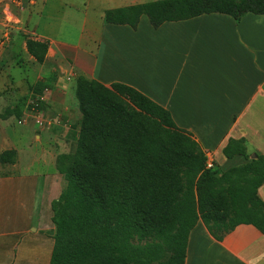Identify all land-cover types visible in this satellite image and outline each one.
<instances>
[{
	"label": "trees",
	"instance_id": "trees-1",
	"mask_svg": "<svg viewBox=\"0 0 264 264\" xmlns=\"http://www.w3.org/2000/svg\"><path fill=\"white\" fill-rule=\"evenodd\" d=\"M212 14L238 24L249 14L264 16V0H158L107 10L104 23L136 31L145 16L158 30ZM25 48L44 64L47 43L27 39ZM43 83L33 88L38 97L47 89ZM75 98V148L55 159L65 185L50 206L49 264H184L199 221L217 242L240 225L264 235V204L257 195L264 158L249 159L243 139L230 141L222 154L246 163L218 172L215 163L207 168L192 135L135 89L79 76ZM16 161V151L0 152V166Z\"/></svg>",
	"mask_w": 264,
	"mask_h": 264
},
{
	"label": "crops",
	"instance_id": "crops-1",
	"mask_svg": "<svg viewBox=\"0 0 264 264\" xmlns=\"http://www.w3.org/2000/svg\"><path fill=\"white\" fill-rule=\"evenodd\" d=\"M45 1H31L29 6H38L41 15ZM139 4L144 3L132 0L124 7ZM84 38L90 44L87 49L60 44L44 34L35 39L48 44L42 67L56 78L47 96L52 113L57 110L66 120L72 118L65 99L75 85L73 70L106 87L114 83L131 87L168 111L218 172L246 163L239 156L231 160L223 156L222 150L232 140L246 142L249 159L264 158V16L249 14L236 24L225 15H203L166 23L158 30L142 16L136 31L104 23L95 37L86 32L79 43ZM25 40L20 41L23 54ZM153 44L160 45V54ZM13 48L0 46V56L6 51L12 55ZM29 132L23 129L11 137L23 148ZM6 136L10 138L5 131L0 135V152L12 149L18 160L15 165L0 166L4 169L0 174V264L17 263V258L21 264L23 257L28 264H49L54 234L48 228L50 206L58 199L46 201L45 197L46 176L52 171L35 176L23 173L36 164L28 160L34 154L28 150L19 160L17 147H3L9 141ZM257 195L264 204V184ZM184 264H264V235L252 226L240 225L217 242L199 221L189 235Z\"/></svg>",
	"mask_w": 264,
	"mask_h": 264
},
{
	"label": "rangeland",
	"instance_id": "rangeland-1",
	"mask_svg": "<svg viewBox=\"0 0 264 264\" xmlns=\"http://www.w3.org/2000/svg\"><path fill=\"white\" fill-rule=\"evenodd\" d=\"M130 1L132 0H120V2L119 0H108V2L107 0H47L44 3V8L41 6L42 12L39 16L38 6L32 8L26 0H0V46L3 49L6 46L9 49L14 47L12 55L6 51L0 56V135L4 134V131L8 133L10 138L7 136L6 138H9V141L3 144V147H17L21 156L19 160H22L23 152L29 150L34 154L28 160L36 164L34 167H29L28 170H23V173L35 176L39 173L42 175L52 171L46 176L48 178L46 201L58 198L65 185L62 176L55 170V159L59 154L70 153L75 148V134L78 131V103L75 98V88L76 79L81 75L76 71H71L74 75L75 85L72 84L71 93L65 100L68 107L67 115L72 118L66 120L64 113L61 114L57 110H54L56 113H52L51 109L53 108L49 105L47 98L52 84L56 83V78L52 77V72L49 69L35 63L26 50L23 54L21 38L36 41L35 39L40 34H44L60 44L69 47L80 45L82 49H87L90 44L86 38L79 43L82 35L84 36L88 32L95 37L97 30L104 24L105 11L128 6ZM138 1L147 3L158 0ZM23 32L27 34L26 37L22 35ZM162 44L164 45L163 50H165L166 41ZM92 47L94 46L92 45ZM153 47L157 50V54L161 53L159 44H153ZM162 56H165L164 52ZM66 68H68L67 65ZM65 72L66 75L69 74V72ZM39 82H44L47 89L38 97L33 92V88L36 84L42 86ZM40 97H43L44 101L47 100V103L40 104ZM16 110L20 112L18 117L13 113ZM40 118L52 125L39 128L35 124V120ZM23 129L30 132L28 133L29 139L22 148L19 147L20 142H14V138L11 136L14 133L20 134ZM25 136L28 137V135ZM17 139L22 138L18 136ZM39 158H42L41 167L37 163ZM42 165L45 167L43 168ZM220 166L224 171V166ZM3 170L0 168V174ZM23 225L26 226L24 222ZM48 228L54 229L51 221L48 223ZM49 234H52V231ZM22 260L24 263L21 264H28L25 257ZM20 262L21 259L17 258V263L13 260L10 264H20Z\"/></svg>",
	"mask_w": 264,
	"mask_h": 264
},
{
	"label": "built area",
	"instance_id": "built-area-1",
	"mask_svg": "<svg viewBox=\"0 0 264 264\" xmlns=\"http://www.w3.org/2000/svg\"><path fill=\"white\" fill-rule=\"evenodd\" d=\"M43 98L40 97L39 98V102H42L43 103ZM35 124L38 125L39 128H42L43 126L47 125L48 127H50L52 125V123H48L47 121H44L42 118L40 119H36L35 120ZM211 167V164H207V168H210Z\"/></svg>",
	"mask_w": 264,
	"mask_h": 264
}]
</instances>
